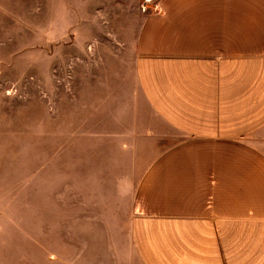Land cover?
<instances>
[{"label": "crops", "instance_id": "0c3cea01", "mask_svg": "<svg viewBox=\"0 0 264 264\" xmlns=\"http://www.w3.org/2000/svg\"><path fill=\"white\" fill-rule=\"evenodd\" d=\"M106 4L132 1L63 0L65 17ZM135 5L113 101L130 111L110 113L133 191L86 205L91 254L8 234L0 264H264V0Z\"/></svg>", "mask_w": 264, "mask_h": 264}, {"label": "rangeland", "instance_id": "374dc122", "mask_svg": "<svg viewBox=\"0 0 264 264\" xmlns=\"http://www.w3.org/2000/svg\"><path fill=\"white\" fill-rule=\"evenodd\" d=\"M123 1L65 17L63 0H0V240L83 241L91 254L86 205L133 191L137 179H115L127 155L110 114L130 111L113 101L128 86L121 41L141 19Z\"/></svg>", "mask_w": 264, "mask_h": 264}, {"label": "built area", "instance_id": "2783aa9c", "mask_svg": "<svg viewBox=\"0 0 264 264\" xmlns=\"http://www.w3.org/2000/svg\"><path fill=\"white\" fill-rule=\"evenodd\" d=\"M141 9L144 10L145 8L142 7Z\"/></svg>", "mask_w": 264, "mask_h": 264}]
</instances>
